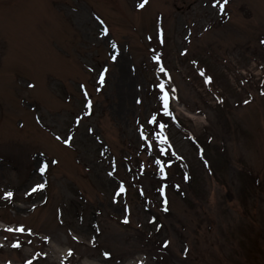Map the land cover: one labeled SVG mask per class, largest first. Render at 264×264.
Returning a JSON list of instances; mask_svg holds the SVG:
<instances>
[{
	"label": "rangeland",
	"instance_id": "374dc122",
	"mask_svg": "<svg viewBox=\"0 0 264 264\" xmlns=\"http://www.w3.org/2000/svg\"><path fill=\"white\" fill-rule=\"evenodd\" d=\"M142 3L0 0V264H264V0Z\"/></svg>",
	"mask_w": 264,
	"mask_h": 264
},
{
	"label": "snow or ice",
	"instance_id": "6c2138e0",
	"mask_svg": "<svg viewBox=\"0 0 264 264\" xmlns=\"http://www.w3.org/2000/svg\"><path fill=\"white\" fill-rule=\"evenodd\" d=\"M224 2L227 3V0H224ZM145 3H147V0H144V3L140 4V7H144V4H145ZM221 10H223L222 7H221ZM97 19H99V17H97ZM101 23L103 24V21H101ZM107 32H108V29H107V28H104V29L102 30L101 34L104 35V34H107ZM112 47H113V48H116V44L113 43ZM111 58H112L113 60H116V59H117V56H116V55H112ZM164 70H165V69H163V67H161V71H164ZM106 72H107V69H105V73H106ZM208 79L211 80V77H209ZM100 82H101V83H104V73H102V74L100 75ZM158 87H159V89L161 90L160 100H161L162 103H163V112H164L165 114H169V115H170V112H169V98H170V97H169V93H168V91L166 90V87H165V84H164V83H160V84L158 85ZM246 103H247V101H246ZM91 106H92V102H91V100H89V101H88V107L91 108ZM149 123H152V124H159V127H160L161 129H163V128L165 127L164 124H162V123L159 122V120L157 119V116H156L155 114L152 115L151 119L149 120ZM142 134H143V132H142ZM157 135L160 136V133H157ZM144 138L147 140V136H145ZM161 142H162V143H167V140H166V139H162ZM64 143H66V144L69 143V139L65 138V139H64ZM157 164L160 165V172H161V174L166 176L167 173L165 172V169H164V164H165V162L162 161V160L157 159ZM47 168H48V162H47V161H43L42 163L38 164V170H39L40 173H44L45 170H46ZM110 175H111V173H110ZM43 187H44V184H42V183L36 185V188H43ZM34 190H35V189H34ZM124 191H125V189H124V187H123V184H121V185H120L119 192H118L116 195H119L120 193H122V192H124ZM160 191L163 192L164 189L161 188ZM4 195H5L6 197H11V196L13 195V193L9 191V192H6ZM19 231L23 232V231H25V229H24L23 227H21V228L19 229ZM28 231H31V229H29ZM15 246H19V242H17V244H16ZM69 254H71V252H69ZM108 255H109V253H105V256H108Z\"/></svg>",
	"mask_w": 264,
	"mask_h": 264
},
{
	"label": "trees",
	"instance_id": "16d2710c",
	"mask_svg": "<svg viewBox=\"0 0 264 264\" xmlns=\"http://www.w3.org/2000/svg\"><path fill=\"white\" fill-rule=\"evenodd\" d=\"M196 140V142L199 144V146H201L202 148H203V150H204V152H205V155H206V159H207V161L210 163V165H211V168H212V171H213V175H214V166L212 165V162H210V160H209V158L207 157V154H206V147H205V144L204 143H207L208 144V138H206V140L204 141V142H202L201 140H199L198 138L197 139H195ZM242 170V169H241ZM253 180H254V178H253ZM252 180V181H253ZM254 182V181H253ZM257 182H258V180H257ZM142 233H144V230H142L141 231V234H140V237H139V240H144V241H146V240H148V241H150L151 239L149 238V236H147V234H142ZM138 238V237H137ZM136 240V239H135ZM162 244H163V242H162Z\"/></svg>",
	"mask_w": 264,
	"mask_h": 264
}]
</instances>
